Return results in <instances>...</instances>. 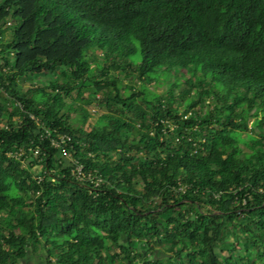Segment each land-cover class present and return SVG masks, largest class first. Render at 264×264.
I'll return each instance as SVG.
<instances>
[{
  "label": "trees",
  "instance_id": "trees-1",
  "mask_svg": "<svg viewBox=\"0 0 264 264\" xmlns=\"http://www.w3.org/2000/svg\"><path fill=\"white\" fill-rule=\"evenodd\" d=\"M31 254L264 264V0H0V264Z\"/></svg>",
  "mask_w": 264,
  "mask_h": 264
},
{
  "label": "rangeland",
  "instance_id": "rangeland-1",
  "mask_svg": "<svg viewBox=\"0 0 264 264\" xmlns=\"http://www.w3.org/2000/svg\"><path fill=\"white\" fill-rule=\"evenodd\" d=\"M10 30H11V27H10ZM42 83H45L46 81H48L47 78H44L42 77ZM131 80H134L133 83L137 82L138 83V80H136L135 78L131 79L130 77L127 78V77H123L122 78V81H123V84L125 83H129ZM170 81V80H168ZM168 81H163L161 80V82L159 83H156V82H152V83H149L148 86L150 89H153L157 92H165L166 90V87H167V84L169 83ZM136 83V84H137ZM37 84V83H35ZM23 86L25 88H27L28 86H32V83L27 81V82H24L23 83ZM87 94V91L86 93ZM68 101H71V99H67ZM90 110L93 112V115L90 117V119L88 120L86 126L90 127L95 121L96 119L98 118V116L103 112L102 108L101 107H93V106H90ZM72 116H75L76 115V111H72L71 112ZM253 118H250V123L252 121ZM244 136H246V133H243ZM244 146V144H242ZM246 147V146H245ZM156 255H162V252L160 250H156ZM25 264H44V260L39 256V255H30L28 256L26 259H25Z\"/></svg>",
  "mask_w": 264,
  "mask_h": 264
},
{
  "label": "built area",
  "instance_id": "built-area-1",
  "mask_svg": "<svg viewBox=\"0 0 264 264\" xmlns=\"http://www.w3.org/2000/svg\"><path fill=\"white\" fill-rule=\"evenodd\" d=\"M77 169H78L79 174H82L81 167H80V166H77ZM83 175H84V174H82L81 176H83Z\"/></svg>",
  "mask_w": 264,
  "mask_h": 264
}]
</instances>
